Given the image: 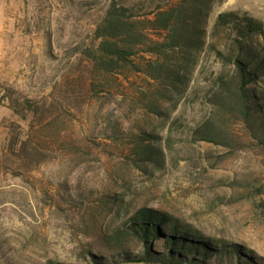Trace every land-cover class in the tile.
<instances>
[{
    "label": "rangeland",
    "instance_id": "obj_1",
    "mask_svg": "<svg viewBox=\"0 0 264 264\" xmlns=\"http://www.w3.org/2000/svg\"><path fill=\"white\" fill-rule=\"evenodd\" d=\"M117 1L142 19L155 9L153 0ZM109 2L0 0V264H87L86 250L113 217L105 197L122 195L132 211L166 209L264 258V150L236 118L224 127L232 147L192 139L212 113L206 93L221 64L205 54L181 97L159 99L163 119L150 112L159 87L145 75L93 82L81 50ZM224 11L264 21V0H226L212 22ZM114 126L171 135L165 168L129 162L131 145L111 138Z\"/></svg>",
    "mask_w": 264,
    "mask_h": 264
},
{
    "label": "trees",
    "instance_id": "obj_2",
    "mask_svg": "<svg viewBox=\"0 0 264 264\" xmlns=\"http://www.w3.org/2000/svg\"><path fill=\"white\" fill-rule=\"evenodd\" d=\"M225 1L153 0L154 11L142 19L136 6L110 0L92 43L81 50L88 78L94 82L104 76L145 75L159 87L150 112L163 119L169 114L159 99L181 97L203 56L214 55L222 72L206 93L212 113L193 130V141L232 147L224 127L236 118L264 150V21L248 12L224 11L212 22L216 6ZM123 135L134 166L165 168L171 135L112 127L111 138L125 141ZM105 200L104 212L113 217L96 234V247L90 244L86 250L87 264H264L253 250L212 239L166 209L144 205L132 211L123 195Z\"/></svg>",
    "mask_w": 264,
    "mask_h": 264
},
{
    "label": "water",
    "instance_id": "obj_3",
    "mask_svg": "<svg viewBox=\"0 0 264 264\" xmlns=\"http://www.w3.org/2000/svg\"><path fill=\"white\" fill-rule=\"evenodd\" d=\"M134 264H143V263H134Z\"/></svg>",
    "mask_w": 264,
    "mask_h": 264
}]
</instances>
